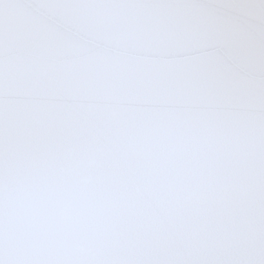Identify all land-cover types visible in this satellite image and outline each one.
<instances>
[{"label":"water","instance_id":"95a60500","mask_svg":"<svg viewBox=\"0 0 264 264\" xmlns=\"http://www.w3.org/2000/svg\"><path fill=\"white\" fill-rule=\"evenodd\" d=\"M0 22V264H264V0H26Z\"/></svg>","mask_w":264,"mask_h":264},{"label":"snow or ice","instance_id":"6c2138e0","mask_svg":"<svg viewBox=\"0 0 264 264\" xmlns=\"http://www.w3.org/2000/svg\"><path fill=\"white\" fill-rule=\"evenodd\" d=\"M28 6L26 0H0V22L16 9Z\"/></svg>","mask_w":264,"mask_h":264}]
</instances>
